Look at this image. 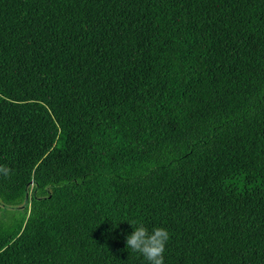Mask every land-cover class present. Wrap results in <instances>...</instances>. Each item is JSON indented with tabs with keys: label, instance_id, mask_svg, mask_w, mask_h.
<instances>
[{
	"label": "trees",
	"instance_id": "16d2710c",
	"mask_svg": "<svg viewBox=\"0 0 264 264\" xmlns=\"http://www.w3.org/2000/svg\"><path fill=\"white\" fill-rule=\"evenodd\" d=\"M0 164V264H264V0H0Z\"/></svg>",
	"mask_w": 264,
	"mask_h": 264
},
{
	"label": "clouds",
	"instance_id": "9594fccd",
	"mask_svg": "<svg viewBox=\"0 0 264 264\" xmlns=\"http://www.w3.org/2000/svg\"><path fill=\"white\" fill-rule=\"evenodd\" d=\"M12 169L6 164H0V176L10 177ZM134 231L125 237L127 249L140 253L149 264H165L164 252L169 240V232L162 227H154L151 231L143 224L132 221Z\"/></svg>",
	"mask_w": 264,
	"mask_h": 264
},
{
	"label": "bare ground",
	"instance_id": "6f19581e",
	"mask_svg": "<svg viewBox=\"0 0 264 264\" xmlns=\"http://www.w3.org/2000/svg\"><path fill=\"white\" fill-rule=\"evenodd\" d=\"M3 205V204H2Z\"/></svg>",
	"mask_w": 264,
	"mask_h": 264
}]
</instances>
